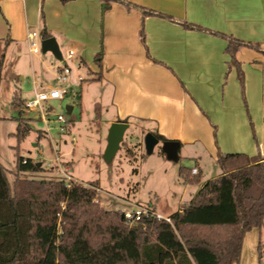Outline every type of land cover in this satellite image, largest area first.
<instances>
[{
    "label": "crops",
    "instance_id": "crops-1",
    "mask_svg": "<svg viewBox=\"0 0 264 264\" xmlns=\"http://www.w3.org/2000/svg\"><path fill=\"white\" fill-rule=\"evenodd\" d=\"M128 3L172 19L144 16ZM44 29L56 39L60 58L41 51ZM32 32L39 34L42 54L30 51ZM215 33L250 44L235 54L242 80L227 40ZM62 49L74 52L65 59L69 78L82 82L87 73L106 94L110 126L140 122L145 134L180 144L178 156L190 178L198 169L197 183L183 180L178 169L183 189L177 211L221 174L219 154L242 153L264 165V0H116L106 9L102 0H0V83L7 79L12 97L25 101L47 88L62 68L56 61ZM104 102L94 105L97 118ZM161 143L157 155L165 159ZM148 205L157 213L156 205ZM238 264H264V220L261 229L244 235Z\"/></svg>",
    "mask_w": 264,
    "mask_h": 264
},
{
    "label": "trees",
    "instance_id": "trees-1",
    "mask_svg": "<svg viewBox=\"0 0 264 264\" xmlns=\"http://www.w3.org/2000/svg\"><path fill=\"white\" fill-rule=\"evenodd\" d=\"M102 1L106 9L116 0ZM128 4L141 9L144 16L172 19ZM215 34L227 40V52L242 80L235 54L250 44ZM41 36L50 37L45 29ZM4 41L7 45L10 39ZM101 57L102 52L95 56L99 66ZM3 58L4 54L0 77ZM23 102L17 94L13 96V105L23 106ZM95 112L99 116L98 107ZM17 122L14 135L20 143L32 128L21 115ZM40 134L38 138L43 132ZM153 134L161 142L168 141ZM160 154L165 155L162 150ZM218 165L221 174L204 182L182 209L169 216L170 222L149 215L130 225L121 217L122 211L99 206L97 186L68 185L64 179L21 178L20 173L40 172L41 167L20 156L11 184L0 162V264H238L244 235L263 226L264 165L242 153L219 154ZM187 171L180 167L183 180L200 181L198 175L190 178Z\"/></svg>",
    "mask_w": 264,
    "mask_h": 264
},
{
    "label": "rangeland",
    "instance_id": "rangeland-1",
    "mask_svg": "<svg viewBox=\"0 0 264 264\" xmlns=\"http://www.w3.org/2000/svg\"><path fill=\"white\" fill-rule=\"evenodd\" d=\"M67 54L62 49V58L56 60L63 68L70 64L69 60L65 61ZM83 76L85 80L76 82L68 75L62 84L54 77L49 78L48 87H64L67 93L63 100L43 104V110L49 112L47 122L38 118V111L13 105L9 82L7 79L1 80L0 162L6 169L9 182L12 184L16 179V160L20 156L41 164L40 172L20 173L21 178L65 180L63 172L65 168H69V175L75 180L73 182L88 188L97 186L96 201L105 210L123 211L136 204H154L159 215L169 217L177 211L181 197L183 185L179 181L178 169L183 162L180 159L159 157V146L154 148L152 154H147L146 134L140 122H133L135 126L126 130L118 151L111 160H107L105 152L110 129L107 120L111 116V110L107 105V96L102 95L103 90L99 88V84L87 80V73ZM25 84H30L28 78ZM33 95L34 93L29 99ZM101 99L105 102L100 118H97L94 105ZM20 115L28 120L32 130L18 143L14 133ZM58 115L64 121H59ZM40 132H43V136L38 138ZM206 163L210 172L213 166L210 161ZM214 168L219 167L216 164ZM211 173L205 175H212Z\"/></svg>",
    "mask_w": 264,
    "mask_h": 264
},
{
    "label": "built area",
    "instance_id": "built-area-1",
    "mask_svg": "<svg viewBox=\"0 0 264 264\" xmlns=\"http://www.w3.org/2000/svg\"><path fill=\"white\" fill-rule=\"evenodd\" d=\"M37 37H39V34H37L36 32H32L29 34L30 51L33 53H38L40 51L41 40L39 39L37 40ZM73 56H74V52L70 50L68 52L67 58L70 59ZM70 72L71 69L68 66H65V68L63 67L59 68L57 71L56 80L62 84L66 80L67 75ZM66 93L67 90L64 87H55V88L47 87L43 90L36 91L32 98L25 100L23 102V107L26 110L38 111V118H40L44 122H47V116H49V112L43 110V104L50 101L63 100ZM57 118L59 121H64L61 115H58ZM63 173L66 177L65 181L67 182L68 185H70L73 181H75L74 178L71 175H69L70 173L69 168H65ZM191 173L194 175L198 174V169L193 168L191 170ZM122 214L125 221L130 225L140 222L144 216H149V215L155 216L156 219L158 220L165 219L166 221L170 222L169 217L166 218L162 217L161 215L157 214L152 207L148 205L146 206L133 205L132 207L123 210Z\"/></svg>",
    "mask_w": 264,
    "mask_h": 264
},
{
    "label": "water",
    "instance_id": "water-1",
    "mask_svg": "<svg viewBox=\"0 0 264 264\" xmlns=\"http://www.w3.org/2000/svg\"><path fill=\"white\" fill-rule=\"evenodd\" d=\"M41 51L43 53L51 52L55 57L60 58L61 52L59 46L54 37L46 38L41 41ZM129 128V124L126 122H114L111 124L109 133H108V143L105 152V157L107 160H111L113 156L118 151L120 144L123 140L126 130ZM159 139L151 132L147 133L145 136V146L146 153L152 154L154 148L159 145ZM180 144L177 141H165L161 143V150L165 153V156L169 160H178V150ZM37 167H40L41 164L37 163ZM123 218V214H121Z\"/></svg>",
    "mask_w": 264,
    "mask_h": 264
}]
</instances>
